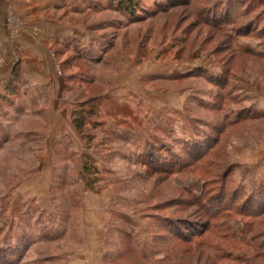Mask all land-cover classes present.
<instances>
[{
	"label": "rangeland",
	"instance_id": "obj_1",
	"mask_svg": "<svg viewBox=\"0 0 264 264\" xmlns=\"http://www.w3.org/2000/svg\"><path fill=\"white\" fill-rule=\"evenodd\" d=\"M123 1L66 0L82 38L28 64L0 50V264H264V0Z\"/></svg>",
	"mask_w": 264,
	"mask_h": 264
},
{
	"label": "crops",
	"instance_id": "obj_2",
	"mask_svg": "<svg viewBox=\"0 0 264 264\" xmlns=\"http://www.w3.org/2000/svg\"><path fill=\"white\" fill-rule=\"evenodd\" d=\"M65 2L66 0H0V50H20L24 55V65L28 64L25 62L27 57L38 50H49L47 47L50 44H70L73 43L72 40L82 38L83 31L75 25V20L65 18L64 22L58 23L52 17L57 8L61 11ZM12 12L20 14L29 24L28 31L15 39H11L7 25Z\"/></svg>",
	"mask_w": 264,
	"mask_h": 264
},
{
	"label": "trees",
	"instance_id": "obj_3",
	"mask_svg": "<svg viewBox=\"0 0 264 264\" xmlns=\"http://www.w3.org/2000/svg\"><path fill=\"white\" fill-rule=\"evenodd\" d=\"M129 1L128 2L123 1L121 3V8L125 9V7H127L126 9L129 12L134 13L136 8H133L132 2L131 1L129 2ZM87 121H88V118L86 116V111L82 110L81 112H76L73 114L74 126H75L76 130L78 132H80L81 134H84V128L88 124ZM87 138H90V137L87 136ZM100 174H101L100 169L95 166V161L87 159L86 162L84 163L83 172H82L83 181H84L86 187L94 193H100L105 188L99 184L102 181L99 179ZM203 236H206V235L205 234H198V235L196 234L195 235V237L198 240H202ZM183 238H185V237H183ZM258 247L260 248V251L261 250L264 251V245H261ZM262 257H264V253H259V254L254 256V259L257 260V259H261ZM255 262H254V264H255Z\"/></svg>",
	"mask_w": 264,
	"mask_h": 264
}]
</instances>
